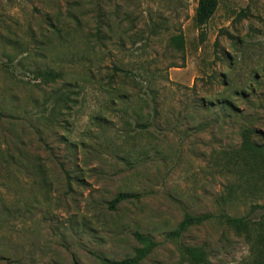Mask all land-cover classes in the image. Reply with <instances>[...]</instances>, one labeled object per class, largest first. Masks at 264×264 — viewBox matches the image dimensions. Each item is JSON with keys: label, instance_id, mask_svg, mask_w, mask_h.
Returning <instances> with one entry per match:
<instances>
[{"label": "rangeland", "instance_id": "1", "mask_svg": "<svg viewBox=\"0 0 264 264\" xmlns=\"http://www.w3.org/2000/svg\"><path fill=\"white\" fill-rule=\"evenodd\" d=\"M218 2L199 28L198 0H0V264L119 261L136 232L142 264H264L242 162L245 134L264 147V0ZM187 214L213 217L169 239Z\"/></svg>", "mask_w": 264, "mask_h": 264}, {"label": "trees", "instance_id": "2", "mask_svg": "<svg viewBox=\"0 0 264 264\" xmlns=\"http://www.w3.org/2000/svg\"><path fill=\"white\" fill-rule=\"evenodd\" d=\"M219 6L218 0H198V6L196 9V23L199 28L206 26L210 20L215 15ZM173 43L177 48L184 47V39L182 36H176L173 38ZM49 76H52L51 74ZM52 78H54L52 76ZM244 152L249 155L243 158L242 162L247 171L246 181L247 183H252L254 181H262L264 179V147H259L253 144L252 140L248 135L244 136L243 149ZM248 179V180H247ZM250 183V184H252ZM235 191L229 188V198L223 200V202L231 201ZM138 196L136 194L119 193L116 197L109 203V208L115 210L118 205L125 201L136 200ZM264 209L261 205H252L251 212L255 213L258 210ZM212 215L205 214L200 216H193L187 214L183 221L178 225V227L171 233L168 234V238L174 241H179L183 234L188 231L193 226H198L206 221L212 219ZM218 219L225 222L231 228L237 231L247 232L248 218L247 217H234L227 213H221ZM134 237L140 247L135 248L133 256L123 259V260H103V264H142L151 253L155 250L158 244L149 236L141 233H134ZM182 253L189 264H208L205 252L198 247L185 246L182 248ZM261 262H257L260 264Z\"/></svg>", "mask_w": 264, "mask_h": 264}]
</instances>
